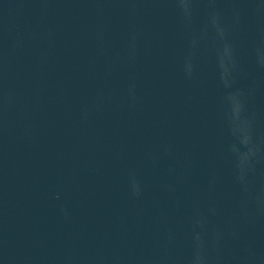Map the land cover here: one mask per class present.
<instances>
[{
	"label": "clouds",
	"instance_id": "9594fccd",
	"mask_svg": "<svg viewBox=\"0 0 264 264\" xmlns=\"http://www.w3.org/2000/svg\"><path fill=\"white\" fill-rule=\"evenodd\" d=\"M247 142V141H246Z\"/></svg>",
	"mask_w": 264,
	"mask_h": 264
}]
</instances>
